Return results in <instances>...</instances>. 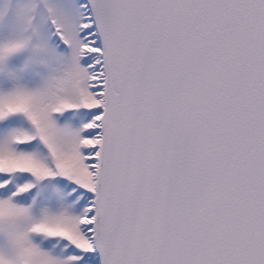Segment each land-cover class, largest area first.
Listing matches in <instances>:
<instances>
[{
  "label": "snow or ice",
  "instance_id": "snow-or-ice-1",
  "mask_svg": "<svg viewBox=\"0 0 264 264\" xmlns=\"http://www.w3.org/2000/svg\"><path fill=\"white\" fill-rule=\"evenodd\" d=\"M0 264H264V0H0Z\"/></svg>",
  "mask_w": 264,
  "mask_h": 264
}]
</instances>
